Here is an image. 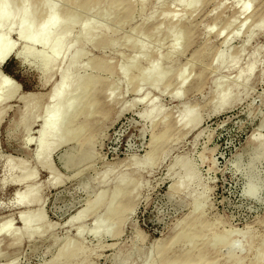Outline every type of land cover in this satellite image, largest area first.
<instances>
[{
	"label": "rangeland",
	"instance_id": "rangeland-1",
	"mask_svg": "<svg viewBox=\"0 0 264 264\" xmlns=\"http://www.w3.org/2000/svg\"><path fill=\"white\" fill-rule=\"evenodd\" d=\"M131 1L136 13L122 22L111 35V42L98 38L85 48L83 71L87 76L84 82L88 74L94 72L87 70L90 60L102 67L96 78V112L86 118L95 89L72 102L67 119L76 117L77 122H87L86 130L82 129L78 139H71L52 154L53 174L36 161L42 123L35 115H40L45 108V98L29 102L31 113L22 115L26 101L21 97L31 93L47 96L51 85L60 84L61 78L55 76L51 84L42 86V71L33 67V56L25 64L12 55L0 65V79L5 77L16 88V95L5 101L0 117V220L10 218L12 228L17 230L21 228L18 220L21 212L34 217L40 211L45 223L41 235L17 244L0 237V264L8 261L45 264L62 247L66 250L62 264H68L70 252L80 247H84L85 254L78 257L75 264H160L159 248L163 249L172 237L180 234L187 226V218L191 219L190 215L195 212L201 214L198 220L206 225L201 229L205 237L197 241V246L207 260L224 264L237 249L234 247L237 240L244 246L240 256L242 264H254L255 256L264 252V159L251 165L247 153L252 136L264 139V29L254 27L257 20L264 17V0H248L249 12L243 15L238 12L242 10L243 0L239 3L202 0L198 4H193L192 0H158L159 3L145 0L143 11L139 0ZM52 2L45 0L40 10V0H31L30 20H38ZM64 2L57 1L54 18L64 13ZM117 13L113 12L105 25L117 21ZM168 14H174L175 19H166ZM249 15L251 18L247 20ZM98 20L104 23L102 17ZM168 25L173 26L167 31ZM135 27L145 36L141 35V45L150 46L148 58L140 49L131 48L132 38L126 44L122 42ZM156 27L159 30L150 42L149 36ZM184 29L186 35L182 34ZM249 29H254L253 36ZM1 34L6 42L16 44V49L23 48L16 30L4 29ZM171 36H176L177 41L170 58L174 69L169 72L166 51ZM80 37L77 26L66 45ZM229 37L228 45H223ZM33 51L36 55L46 52L38 46H34ZM216 52L230 59L239 54L238 64L215 71ZM134 57L137 62L133 65L128 59ZM156 57H160V61L154 64V71L165 80L172 78L166 89L149 87L152 80L149 77L137 85L140 77L134 85L126 83V75L141 74ZM191 59L195 62L192 66L189 65ZM252 60H255V68L246 85L234 88L225 105H217V80L227 86L234 85L238 74L244 73ZM120 64L125 68L123 75L119 71ZM179 68L186 83L183 88L173 80ZM150 74L153 77L154 73ZM176 89H181L178 98L172 96ZM142 95H146L143 101L140 100ZM151 104L159 109L154 122L141 116ZM191 106L196 114L189 122L198 120V124L188 129L180 112L183 107ZM61 129L69 138L79 132L66 129L64 124ZM87 141L89 143L84 144ZM68 155L78 156L75 164L61 162V157ZM145 155L151 168L138 170L137 164ZM181 160L196 171L195 179L186 190L175 187L177 175L181 173L178 166ZM7 161L21 162L34 175L31 183L38 188V193L28 208L13 205L15 194L23 191V185L11 181L1 183ZM17 171H14L16 176ZM104 174L107 180L100 182ZM51 176L59 180L58 183L56 179L49 182ZM122 177L130 185L137 184V188L130 187V193L123 199V210L128 209V212L120 228L114 221L109 235L94 238L89 235L93 224L91 214L69 224L88 200L100 191L112 192ZM248 182L256 190L252 197L244 194ZM103 211V208L98 210L100 214ZM78 225L84 230L80 237L76 234ZM158 241L161 244L157 246ZM189 247H173L170 254L181 256Z\"/></svg>",
	"mask_w": 264,
	"mask_h": 264
},
{
	"label": "bare ground",
	"instance_id": "bare-ground-1",
	"mask_svg": "<svg viewBox=\"0 0 264 264\" xmlns=\"http://www.w3.org/2000/svg\"><path fill=\"white\" fill-rule=\"evenodd\" d=\"M30 1L31 0H0V31L4 29L7 32H10L11 30H16L17 35H19L21 39L20 41L22 42L23 46L21 50L16 49V44L6 42L4 35L1 34L0 65H2L6 60H8V58L12 55L18 56V58L23 60L25 64H27V62L33 56V58L35 57L34 59H32L34 60L32 61L34 65L33 67H35L39 71H42V86H48L49 84H51L55 76L61 78L60 84L58 83L55 85H51L47 96H44L40 93H31L28 97H21L22 100L26 101L22 115H28L29 113H31L32 109L30 108L29 102H38L39 98H45V108H43L42 113L40 115H35L36 118L39 117L42 123L40 133L38 134L39 145L38 152L36 155V161L43 167H47L51 174H53V168L50 166V158L52 154L63 146L69 144V141L71 139H74L76 137V139H78L79 134L82 133V129L86 130L87 122H77L76 117H73L69 120L67 119V113L72 108V102L77 98H83L88 90L96 88V85L98 83L96 78L98 76V72L102 69L101 66L95 65L93 63V59L90 60L86 67L87 70L91 69L94 72L88 74L87 81L84 82V78L87 76L86 72L83 71V59L86 54V46L90 42L98 40V38H101L100 40L108 39V42H111V35L118 30V27L122 25V22H124L126 18L131 17V14H135L136 11L133 8V3L131 0H126L125 2H121V0H65V11H63L64 13L61 14L57 19L54 18L53 13L54 10H56L58 0H53V2L50 3L45 9L44 15H41L38 20L31 21L29 18ZM241 1L242 0H233L234 3H239ZM243 1L244 4L242 6V10H238V12H240L242 15L249 12V5L247 4L248 0ZM250 1L255 2L256 0ZM201 2L202 0H192L193 4H198ZM44 3L45 0H40V10H43ZM139 3L141 6L140 9L142 10L145 6V0H139ZM115 11H118V20L112 21L113 23H111L110 25H105L106 22L111 20V15ZM99 17H102L104 19V23H101L98 20ZM175 17L176 16L174 14H168L165 18L171 19L173 21ZM80 18H84L83 21H85V23L82 20H79ZM249 18H251V15L248 16L247 20ZM244 25L245 24H243V26ZM77 26H79L80 28L81 37L77 39L74 43L70 42L69 45H66V43L69 41V36L72 34V31ZM172 26L173 25H168L167 31ZM254 27L258 28L259 30L264 29L263 16L257 20ZM132 30V33L126 34L122 38V42L126 44L128 43L129 39L132 38V43L130 45L131 48L135 50L140 49V51L146 53L147 58L150 57V46L141 45V30L136 27ZM156 30H159L158 27L154 28L153 33H151V35L149 36L150 42L153 39L152 36L155 35ZM249 30L250 36H253L254 29ZM182 34L186 35L185 29L182 30ZM234 34L232 35L234 36ZM142 36L145 37L144 35ZM230 37L225 38V40L223 41V45H228ZM176 41L177 37L171 36L166 51L169 60V64L167 65V71L169 72H172L174 69L170 58L171 54L174 52V49L176 47ZM34 46H38L42 48V51L46 50V52L39 53L36 55V53L33 51ZM239 57L240 55L238 54L234 58L230 59L225 55L216 52L213 59L214 70L217 71L224 68L236 67V65L238 64ZM128 60L133 65L134 62H137V60H135V57L134 59L129 58ZM159 61L160 57H156L155 59L150 60L146 68L139 75H126V83H133L134 85L135 81L138 79V77H140V81L135 84L137 85L140 84V82L147 81L149 77L152 79L149 87L154 90L166 89L169 86V83L171 82L172 78H168L167 80H165L160 73L154 71V64L158 63ZM193 63L195 62L191 59L189 61V65L192 66ZM123 64H120L119 68L121 75L125 73V68ZM254 68L255 60H252L246 68L245 72H240L238 74L237 80L232 86H227L223 82L218 80L216 83L214 82L217 105L223 106L227 102H229L232 90L239 86H245L246 83L249 81ZM176 71L178 72V74L174 77L173 80L178 85V87L183 88L186 83H184L183 79L181 78L182 68H179ZM150 73H154L153 77L150 76ZM15 89L16 88L13 87L12 82H9V80H7L5 77L0 79V117L3 113L5 101L13 98L16 95ZM96 91L97 89H95L94 94L89 102V112L86 116V118L88 119L95 115L94 113L96 112ZM180 93L181 89H176L172 93V96L174 98H178L180 96ZM145 98L146 95H142L140 100L143 101ZM158 110L159 109L155 106V104H151L141 114V116L145 119H150L152 122H154V117L157 115ZM195 114L196 110L192 106L183 107L180 112V118L182 121L185 122V127H187L188 129H193L198 124V120L189 122L193 117H195ZM61 124H64L66 126V129L68 130L72 129L79 132H76V134L72 136V138H69L67 137L68 133L65 132L64 129H61ZM262 125L264 127V119L262 120ZM59 132H61L62 135H59ZM47 140H49L50 142H47ZM250 141L251 143L247 146V153H249V162L251 165H253L257 161L264 159V139L262 137L254 135L252 136V138H250ZM87 143H89V141L84 144ZM151 152L152 150H150L148 154H150ZM62 157L61 162L64 165H68V163L75 164L78 158V156L72 155H68L63 158ZM137 165H139L137 167L138 170H140L141 168H151V165L148 164V155H145L140 164ZM178 166L181 170V173L177 175L178 181H176L175 187L177 189L186 190L190 186L191 182L195 179L196 171L194 168H189L185 160L179 161ZM5 167L6 173L5 177L1 180L2 185L11 181L12 183L18 186L23 185L24 187L23 191L17 192L15 194V202L13 203V205L22 206L25 208L30 207V204L33 202L35 196L38 193V188L33 183H31L34 178V175L29 173L25 165L21 162L15 164L14 162L7 161ZM15 170H18V176L15 175ZM51 177L52 178L49 179V182L51 180H53L54 182V179L56 178H53V176ZM106 180L107 174H104L101 177L100 182H105ZM58 181L59 180H57L56 183H58ZM249 183L250 182L247 183L248 186L245 185L247 188V192L244 194L248 197H252L254 196L253 194H255L254 192H256V190L253 189V187L251 186L252 184L250 183L249 185ZM130 184L131 183L126 181V178L122 177L117 181V185L112 192L108 193V190L98 192L92 199L87 201L86 206L83 209L78 211L70 219L69 224L80 222L85 218V216L91 214L93 217V224L91 225V228L89 230V235L91 234V236L94 238H98L99 236L106 237L107 235H109L111 233L110 224H113L114 221V223L120 228V225L124 220L125 213L128 212V209L123 210V199L130 193V187H132L133 189L137 188V184ZM100 208L104 209L103 214H100L98 212ZM122 211L124 213H121ZM116 215L119 216L116 217ZM200 215L201 214L197 212H195V214H191L190 216L192 218H187V226H185L186 228H184L180 234L172 237L169 240L167 246H165L163 249L162 247L159 248L158 253L160 256V264H217L215 260H207V256L205 257V255L202 253V249L198 248L199 246H197V241L200 242L205 237L201 234V229L204 230V228L206 227L205 223H201L198 220ZM18 220L21 224V228L17 230H14L12 228V220L10 218H4L0 220V237L5 238V240H8L10 244H17L23 239H31L35 236H39L42 233L41 229L44 230L45 223L42 220L40 211L34 217H30L29 213L21 212L18 215ZM83 232L84 230L82 229V226L78 225L76 229L77 236L80 237L82 234H84ZM245 241L247 242V240ZM156 244L158 246L161 244V242L158 241ZM184 245H189L190 247L181 256L170 254V251L173 250V247H181ZM65 252V248L62 247L45 264H62V259L65 255ZM241 253L242 251H240L239 249L234 250V253L224 262V264H242L243 260L240 257ZM83 254H85L84 247L72 250L69 255L70 259L68 264H75L76 259ZM254 261V264H264V252H262L261 254L258 253L255 256ZM5 264H12V262L8 261Z\"/></svg>",
	"mask_w": 264,
	"mask_h": 264
},
{
	"label": "clouds",
	"instance_id": "clouds-1",
	"mask_svg": "<svg viewBox=\"0 0 264 264\" xmlns=\"http://www.w3.org/2000/svg\"><path fill=\"white\" fill-rule=\"evenodd\" d=\"M234 247L239 249L240 251L244 250L243 242L240 240L234 242Z\"/></svg>",
	"mask_w": 264,
	"mask_h": 264
},
{
	"label": "water",
	"instance_id": "water-1",
	"mask_svg": "<svg viewBox=\"0 0 264 264\" xmlns=\"http://www.w3.org/2000/svg\"><path fill=\"white\" fill-rule=\"evenodd\" d=\"M16 57V59H18V56H15Z\"/></svg>",
	"mask_w": 264,
	"mask_h": 264
},
{
	"label": "trees",
	"instance_id": "trees-1",
	"mask_svg": "<svg viewBox=\"0 0 264 264\" xmlns=\"http://www.w3.org/2000/svg\"><path fill=\"white\" fill-rule=\"evenodd\" d=\"M7 69V68H6Z\"/></svg>",
	"mask_w": 264,
	"mask_h": 264
}]
</instances>
